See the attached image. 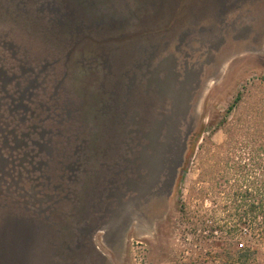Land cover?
Wrapping results in <instances>:
<instances>
[{
    "label": "rangeland",
    "instance_id": "rangeland-1",
    "mask_svg": "<svg viewBox=\"0 0 264 264\" xmlns=\"http://www.w3.org/2000/svg\"><path fill=\"white\" fill-rule=\"evenodd\" d=\"M116 1L125 13L117 15L126 19L124 44L143 56L145 78L173 67L175 78L186 63V97L165 126L132 134L115 164L94 174L104 182L113 169L115 191L82 248L70 244L62 259L46 249L42 264H225L245 248L250 262L264 264L261 217L247 215L233 195L240 185L254 193L264 173V0H124L129 11ZM115 36L103 35L113 54L122 49ZM231 139L235 147L225 151ZM86 164L93 169L94 160ZM94 175L80 177L86 191Z\"/></svg>",
    "mask_w": 264,
    "mask_h": 264
},
{
    "label": "trees",
    "instance_id": "trees-1",
    "mask_svg": "<svg viewBox=\"0 0 264 264\" xmlns=\"http://www.w3.org/2000/svg\"><path fill=\"white\" fill-rule=\"evenodd\" d=\"M123 14L116 0H0V264H42L48 249L62 259L70 244L82 248L115 191L113 169L104 182L94 174L132 134L165 126L184 103L188 64L175 78L173 67L146 79L143 56L124 44ZM234 147L231 139L225 151ZM258 150L264 157V141ZM244 168L237 172L246 179ZM88 173L86 191L80 177ZM233 195L264 232V173L254 193L240 185ZM250 254L245 248L225 264H254Z\"/></svg>",
    "mask_w": 264,
    "mask_h": 264
},
{
    "label": "water",
    "instance_id": "water-1",
    "mask_svg": "<svg viewBox=\"0 0 264 264\" xmlns=\"http://www.w3.org/2000/svg\"><path fill=\"white\" fill-rule=\"evenodd\" d=\"M192 130H190L186 137H185V141H184V148L179 156V161L178 163L176 164V166L174 167V179L172 180V183H171V187L174 185V182H175V178L179 172V170L181 169V167L183 166L184 164V161H185V153H186V150H187V141H188V137L189 135L191 134Z\"/></svg>",
    "mask_w": 264,
    "mask_h": 264
},
{
    "label": "crops",
    "instance_id": "crops-1",
    "mask_svg": "<svg viewBox=\"0 0 264 264\" xmlns=\"http://www.w3.org/2000/svg\"><path fill=\"white\" fill-rule=\"evenodd\" d=\"M234 1H237V2L241 3V2H246L247 0H234ZM234 6H235V7L238 6L237 8L240 7V5H234Z\"/></svg>",
    "mask_w": 264,
    "mask_h": 264
}]
</instances>
